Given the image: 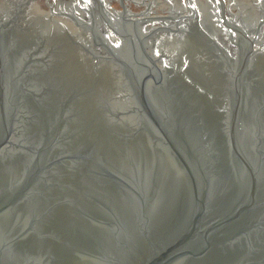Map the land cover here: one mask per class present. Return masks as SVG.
<instances>
[{
  "label": "water",
  "instance_id": "obj_1",
  "mask_svg": "<svg viewBox=\"0 0 264 264\" xmlns=\"http://www.w3.org/2000/svg\"><path fill=\"white\" fill-rule=\"evenodd\" d=\"M0 264H264V0H0Z\"/></svg>",
  "mask_w": 264,
  "mask_h": 264
}]
</instances>
